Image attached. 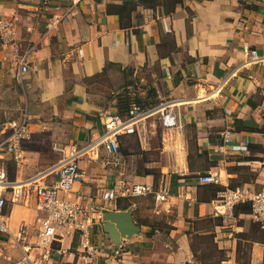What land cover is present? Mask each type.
I'll list each match as a JSON object with an SVG mask.
<instances>
[{
    "label": "crops",
    "instance_id": "crops-1",
    "mask_svg": "<svg viewBox=\"0 0 264 264\" xmlns=\"http://www.w3.org/2000/svg\"><path fill=\"white\" fill-rule=\"evenodd\" d=\"M49 2L64 7L74 0ZM39 5L0 0V18L16 20L22 47L35 44L22 72L18 54L0 42V114L24 105L31 138L22 143V159L37 162L20 165L5 154L0 167L11 179L54 163L56 144L84 145L102 132L101 115L120 113L124 90L148 106L181 100L176 128H165L155 115L146 137L121 135L117 164L79 161L84 180L70 197L97 198L103 216L128 210L132 233L121 228L125 221L108 229L103 218L91 231L96 253L81 255L77 232L55 242L66 252L54 253L53 264H206L198 260L203 253L194 235L212 238L226 255L207 264H241L237 236L250 213L241 212L233 230L220 222L215 206L227 189L254 194L264 187V159L258 157L264 156V63L251 62L244 51L249 44L264 54V0H82L51 28L47 22L56 11ZM8 124L2 127L0 120V140ZM246 140L247 151L232 150ZM206 172L217 174L218 182L200 183L197 176ZM123 182L152 191L111 201L99 197L107 188L120 192ZM7 213L12 226L33 223L39 213L33 190L24 203L9 202ZM20 254L0 236V258ZM250 258L249 264H263L264 242L253 243Z\"/></svg>",
    "mask_w": 264,
    "mask_h": 264
},
{
    "label": "built area",
    "instance_id": "built-area-1",
    "mask_svg": "<svg viewBox=\"0 0 264 264\" xmlns=\"http://www.w3.org/2000/svg\"><path fill=\"white\" fill-rule=\"evenodd\" d=\"M82 0H74L71 5L51 6L49 0H39L38 9L52 7L56 12L48 20V27H55L58 23L67 20L76 5ZM37 10V11H39ZM48 33L45 34L47 36ZM0 42L9 45L19 56L22 72L28 70V56L35 44L22 47L18 38L17 22L14 18H0ZM244 51L251 62L264 63V54L249 44H244ZM177 98H167L154 106L132 105L127 114L104 112L101 115L104 129L93 136L84 145L65 144L54 146L60 153L59 158L51 165L43 168L36 174L22 179H11L5 168L0 167V236L15 244L21 250L20 256H5L0 258V264H53V254H64L62 247H56L55 242L66 236L79 233L82 242L80 253L83 257L97 252V247L91 238V231L95 224L103 219V212L97 198L83 193H77L74 198L70 195L75 191L77 182L84 180L85 172L79 166L81 159L102 161L103 163H118L115 156L120 151L119 137L123 134H138L146 137L148 119L158 115L165 128L173 129L180 124V102ZM9 133L0 140V158L10 154L15 160L22 158L21 146L31 138L29 114L27 109L22 111L19 118L9 122ZM232 138L226 135V141ZM249 140L241 144H233L235 152L247 151ZM101 150L106 152L101 156ZM54 178L51 182L50 178ZM197 179L202 184L218 182V176L212 172L201 173ZM33 190L36 198L38 214L35 221L29 223L21 221L12 226L7 213L9 202L20 204L27 201L30 191ZM152 187L146 184L123 182L121 191L116 188H107L100 194L104 201L115 200L120 194L135 196L147 194ZM250 202V217L260 222L264 229V187L252 194L237 189H227L219 196L215 206L216 215L222 224L233 227L237 221L235 207L237 204ZM35 232V239L31 240Z\"/></svg>",
    "mask_w": 264,
    "mask_h": 264
},
{
    "label": "trees",
    "instance_id": "trees-1",
    "mask_svg": "<svg viewBox=\"0 0 264 264\" xmlns=\"http://www.w3.org/2000/svg\"><path fill=\"white\" fill-rule=\"evenodd\" d=\"M128 90H124V92L119 94L120 101V113L122 115L127 114L129 108L132 103H138L140 105H147L143 103V101L132 100L127 95L126 92ZM251 203L244 202L237 204L235 207V215L238 216L241 212L250 213ZM240 223L245 226V229L238 233V245H237V261L241 264H249L250 263V249L252 245L256 241L264 242V229L260 222H257L253 219L249 220H240Z\"/></svg>",
    "mask_w": 264,
    "mask_h": 264
},
{
    "label": "rangeland",
    "instance_id": "rangeland-1",
    "mask_svg": "<svg viewBox=\"0 0 264 264\" xmlns=\"http://www.w3.org/2000/svg\"><path fill=\"white\" fill-rule=\"evenodd\" d=\"M106 83H108V82L106 81L104 84H106ZM147 85H149V83ZM149 87H152V84L149 85ZM144 106L149 107L148 105H144ZM23 108H24V105L21 106L20 109H17L16 111H10L9 113L0 114L1 126L4 127L7 122L9 123L10 121L20 117L21 111ZM258 157L264 159V156H258ZM23 159L22 158L20 159L21 160V161H19V162H21L20 165L25 164L26 166L27 165L29 166V164H30V167H33L34 165L37 164V162H29L28 163V161H23ZM20 165L15 166V169H13V170H16L17 167L18 168L21 167ZM12 174H14V171H12ZM194 238H195L194 244H195L196 249L201 250L200 254L203 253V256L202 255L199 256V258H198L199 261H203L204 263L207 264L210 261H214V260L220 259L222 257H226V255H222L216 250L215 242L213 241L212 238H205V239L204 238H197L196 235H194ZM263 264H264V262H263Z\"/></svg>",
    "mask_w": 264,
    "mask_h": 264
},
{
    "label": "water",
    "instance_id": "water-1",
    "mask_svg": "<svg viewBox=\"0 0 264 264\" xmlns=\"http://www.w3.org/2000/svg\"><path fill=\"white\" fill-rule=\"evenodd\" d=\"M104 220L108 221L107 228H112V225H114L116 222L117 224L121 225V222L125 221L121 225V228L125 229L128 234L132 233L133 229H135V225L131 222V217L129 211H106L103 216Z\"/></svg>",
    "mask_w": 264,
    "mask_h": 264
}]
</instances>
